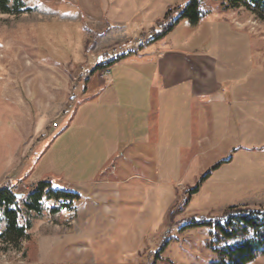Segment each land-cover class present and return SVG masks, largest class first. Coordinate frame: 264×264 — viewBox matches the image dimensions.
I'll return each mask as SVG.
<instances>
[{"label":"rangeland","instance_id":"rangeland-1","mask_svg":"<svg viewBox=\"0 0 264 264\" xmlns=\"http://www.w3.org/2000/svg\"><path fill=\"white\" fill-rule=\"evenodd\" d=\"M14 1L0 3V187L13 183L21 193L51 180L79 198L70 208L45 200L40 214L31 213L29 241L19 248L0 241V264L213 261L216 227L207 223L231 206L264 208V19L205 0L211 14L197 25L181 20L131 54L160 46L215 53L219 44L255 54L246 83L255 86L247 101L253 146L240 152L239 135L227 134L214 146L180 149L157 139L155 118H127L101 94L113 76L136 78L132 69L127 75L129 61L112 68L130 53L116 61L112 53L149 38L189 0H17L16 10ZM103 58L114 60L108 86L102 67L91 74ZM179 130L172 138H190L186 126Z\"/></svg>","mask_w":264,"mask_h":264},{"label":"crops","instance_id":"crops-1","mask_svg":"<svg viewBox=\"0 0 264 264\" xmlns=\"http://www.w3.org/2000/svg\"><path fill=\"white\" fill-rule=\"evenodd\" d=\"M249 50L245 49V52ZM239 52L223 44L217 45L215 53L167 46L146 47L139 54H130L123 62L112 66L129 61L124 64L127 75L132 69L136 78L123 80L113 76L112 84L103 90L101 96L107 100V105L127 118L129 114H141L151 120L155 118L160 129L157 139L170 147L214 146L217 136L222 135L226 141L227 134H237L241 138L238 151H246L253 146L252 116L247 101L255 86L246 83L249 80L247 75H251L255 67V54ZM261 59L264 63V55ZM141 95L144 102L140 101ZM174 126L180 129L179 132L182 126H186L190 138L186 137L184 141L179 137L172 138ZM149 142L148 139L136 141L138 144ZM219 143L221 140L216 145Z\"/></svg>","mask_w":264,"mask_h":264},{"label":"trees","instance_id":"trees-1","mask_svg":"<svg viewBox=\"0 0 264 264\" xmlns=\"http://www.w3.org/2000/svg\"><path fill=\"white\" fill-rule=\"evenodd\" d=\"M6 1L0 0L1 6ZM218 1L224 11L245 8L258 18L264 19V0ZM14 2L16 10L17 0ZM205 4V0H189L175 19H172L173 12L180 7L172 9L169 14L166 13L164 19L159 21L158 27L151 29L147 46L172 30L181 20L186 19L191 24L197 25L211 14ZM170 19L172 21H169ZM127 55L129 54L114 59L116 61ZM113 61L111 60L108 65H112ZM101 67L97 66L91 74ZM220 166H216L215 169ZM13 187V183L0 187V222L4 221L6 224L5 231L0 230V241L15 248H19L24 240H30L28 232L32 228L31 213L40 214L45 200H55L62 204L61 207L70 208L73 201L79 198L76 193L54 187V182L51 180L38 182L27 192L15 193ZM18 195L22 196L18 197ZM59 209V206H53L51 212H57ZM174 213L169 214L170 219L174 217ZM207 224L216 227L211 239L208 240L209 249L215 255V259L209 264H251L264 256V208L231 206L224 211L221 219Z\"/></svg>","mask_w":264,"mask_h":264},{"label":"built area","instance_id":"built-area-1","mask_svg":"<svg viewBox=\"0 0 264 264\" xmlns=\"http://www.w3.org/2000/svg\"><path fill=\"white\" fill-rule=\"evenodd\" d=\"M147 44H148V38L143 37L142 39L139 40L137 45L129 48H121L113 52L112 53V55H114L113 59L125 53H135L138 51V49L145 47ZM110 61H111L110 59L108 60L107 58H103L101 64L102 69L100 70V78L105 81L104 83L106 86L110 85L109 79L111 77V69L108 65Z\"/></svg>","mask_w":264,"mask_h":264},{"label":"water","instance_id":"water-1","mask_svg":"<svg viewBox=\"0 0 264 264\" xmlns=\"http://www.w3.org/2000/svg\"><path fill=\"white\" fill-rule=\"evenodd\" d=\"M22 195H18V197H21Z\"/></svg>","mask_w":264,"mask_h":264}]
</instances>
